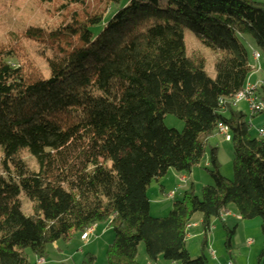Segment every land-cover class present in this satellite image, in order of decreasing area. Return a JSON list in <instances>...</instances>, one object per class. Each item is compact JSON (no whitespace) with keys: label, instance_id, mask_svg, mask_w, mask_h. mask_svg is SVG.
<instances>
[{"label":"trees","instance_id":"obj_1","mask_svg":"<svg viewBox=\"0 0 264 264\" xmlns=\"http://www.w3.org/2000/svg\"><path fill=\"white\" fill-rule=\"evenodd\" d=\"M120 2L62 0L53 29L30 28L0 45V264H30L24 252L44 262L47 246L97 225L113 234L106 264H137L139 245L150 264H208L204 242L189 259L187 227L198 216L205 237L229 208L260 222L264 264V140L232 105L251 73L241 39L264 61V4L129 0L104 21ZM185 31L216 56L213 81L202 57H186ZM23 42L35 44L46 78ZM166 117L182 132L166 130ZM219 126L231 138L232 182L209 145ZM206 155L212 186L200 199L190 189L165 219H151L143 184L170 171L189 175ZM222 229L228 251L233 234Z\"/></svg>","mask_w":264,"mask_h":264},{"label":"rangeland","instance_id":"obj_2","mask_svg":"<svg viewBox=\"0 0 264 264\" xmlns=\"http://www.w3.org/2000/svg\"><path fill=\"white\" fill-rule=\"evenodd\" d=\"M61 1L62 0H0V45L6 46L9 35H14L19 38L30 28L32 29L35 27H42L43 29H53L58 23L57 17L53 15V12L54 9L59 6ZM88 1L91 2L93 0ZM128 2L129 0H121L120 6L118 8L111 9L104 21H106L110 16L118 11L119 8H124ZM253 2L256 4H264V0H253ZM241 42H243L242 44L247 50L250 63V56L252 53L258 52L250 38H242ZM183 44L187 58H190L193 55H198L203 58L205 62V75L210 81H213L215 78L214 63L216 56L207 49L203 48L195 39V37L188 31H185L183 34ZM34 45L35 44L32 42H23L21 43L20 51L27 53L28 57L36 64L37 69L41 72L43 77L46 78V66L40 56L35 53ZM261 62V64H264L262 58ZM255 66L259 68L258 65ZM237 107L245 112L244 105H233L234 109ZM253 120H255V124L259 123L260 121L264 122V113L255 116ZM248 121L249 118H247V122ZM163 127L166 130H173L181 133L183 130V123L176 120L175 118L166 117L163 121ZM209 145L210 147L217 148L219 150L218 163L220 165V175L223 177V179L232 182L233 175L231 164V146L229 144H224L222 139L217 135L209 141ZM130 152L131 151L129 150V153ZM127 155L128 153H125L121 155V157L126 159ZM21 159L26 163L29 169H34L33 160H30L24 154L21 156ZM207 164L208 160L206 155L199 166L194 168L189 175L182 176L186 178V181L183 183L179 181V175L173 171H170L166 177L161 180L160 184L155 183L152 180H147L143 184V189L150 205V218L165 219L170 212L172 205L176 202H180L182 200L183 194L190 189H192L194 195L200 199L202 189L212 186V181L209 179V176L206 173ZM160 188L165 190L164 196L160 194ZM169 195H172L175 198L172 200V198H168ZM19 202L21 206V214L25 217H29L31 215L29 203L22 197L20 198ZM165 209H168L167 213H165ZM223 214H226V212ZM196 220L201 221L198 216L193 218L190 229L187 231L188 239L185 243V251L190 260H195L200 256L198 249L203 242L201 237L196 236L198 231L196 233L195 230H193L192 233L189 232L193 227V222H196ZM212 226L215 227L219 234H221L222 226L220 221L213 222ZM106 228V225H102L99 229H96L95 234L89 237V240L86 244L80 241L81 235H75L69 244L57 242L47 246V258L44 260V262L42 261V264H74L73 259L77 254H80L82 258L87 256L93 257V264H106V249L113 240V234L111 231L104 233ZM23 255L28 259L30 264H35L36 260L28 252H24ZM145 261L146 256L144 246L139 245L136 263L145 264Z\"/></svg>","mask_w":264,"mask_h":264},{"label":"crops","instance_id":"obj_3","mask_svg":"<svg viewBox=\"0 0 264 264\" xmlns=\"http://www.w3.org/2000/svg\"><path fill=\"white\" fill-rule=\"evenodd\" d=\"M261 63L262 62L260 61L258 64L259 72L256 73L255 71H253L252 73H250L247 79V82H246L247 86L260 87L264 85V64H261ZM249 67L251 70L254 67H256L255 63L252 60V55L250 56ZM238 107L235 109L236 111L243 113L246 117L248 116L247 117L249 118L248 124L251 127L253 134H254L255 129L264 126V122L262 121L255 124V120H253L255 116L253 117L249 114L245 105H244L245 112L239 109ZM179 181H186V178L179 176ZM160 182L161 181H159L158 184H160ZM160 194L164 196L165 190L163 188H160ZM170 197H172V200L175 198L172 195L168 196V198ZM149 211H150V207H149ZM167 212H168V209H165V213ZM226 214H229V218H227L223 222L220 221V223H221V226H224V228L227 231L232 232L233 234L231 241H230V246H229L228 251L224 249L225 231L223 229H222L221 234H219L216 231L215 227L211 226L212 228L209 234H207L204 237L200 229L201 221L196 220V222L195 221L193 222V225H192L193 227L189 232L192 233V231L195 230V233H196L198 231L197 233L199 234L196 233V236H199L203 239V242L205 244V257L207 258V260L209 257L208 252L210 251L214 254L217 264H227V263L258 264L257 258L262 249V239H261V235L259 232L260 222L259 221L242 222L237 217L234 209L232 208H229ZM101 226L102 225H97L93 227V234H95V230L99 229ZM109 231L110 230L106 228L104 233H108ZM247 243H250V245L246 246ZM200 247L198 249L199 253H200ZM83 259L84 258H82L80 254H77L76 256H74V259H73L74 264H82ZM145 264H149L147 261V258H146ZM154 264H169V263H165L159 259ZM208 264H213L210 261V259L208 260Z\"/></svg>","mask_w":264,"mask_h":264},{"label":"built area","instance_id":"obj_4","mask_svg":"<svg viewBox=\"0 0 264 264\" xmlns=\"http://www.w3.org/2000/svg\"><path fill=\"white\" fill-rule=\"evenodd\" d=\"M252 60L255 63V65H258L259 62L261 61L260 54L253 53ZM251 71L259 72V68L257 67L253 68ZM263 93H264V85L260 87H250L246 85L245 88L233 98L232 105L244 104L251 116L254 117V116L261 115L264 113ZM220 105L223 106L222 104ZM216 135L222 139L224 144H229L231 141L227 128L223 126H219L217 128ZM254 135L258 137L259 139L264 140V126L255 129ZM181 182L183 183L184 181H181ZM227 218H229V214H223L220 217V221L223 222ZM188 229H190V227H187V231ZM92 234H93V227L86 229L84 233L80 236V241L82 243H87L89 237ZM187 239H188V236H186V240ZM249 245L250 243L246 244V246H249ZM208 254H209L210 261L213 264H217L214 254L210 251L208 252ZM35 264H42V261L36 260ZM227 264H231V263H227Z\"/></svg>","mask_w":264,"mask_h":264}]
</instances>
